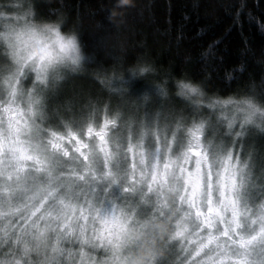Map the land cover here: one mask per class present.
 <instances>
[{"label": "snow or ice", "instance_id": "obj_1", "mask_svg": "<svg viewBox=\"0 0 264 264\" xmlns=\"http://www.w3.org/2000/svg\"><path fill=\"white\" fill-rule=\"evenodd\" d=\"M24 11L15 22L0 11V264H264V167L237 151L257 119L264 128L253 98L180 80L187 112L148 105L168 97L157 85L127 93L145 102L142 115L110 103L53 114L49 73L61 57L35 32L21 55ZM56 44L65 50L59 34Z\"/></svg>", "mask_w": 264, "mask_h": 264}, {"label": "trees", "instance_id": "obj_2", "mask_svg": "<svg viewBox=\"0 0 264 264\" xmlns=\"http://www.w3.org/2000/svg\"><path fill=\"white\" fill-rule=\"evenodd\" d=\"M35 20L62 21L87 55L74 79L79 94L104 93L129 79L165 110L184 109L177 81L198 83L206 95L264 101V0H27ZM212 46L211 48L209 46ZM152 71L132 77V70ZM168 100H167V99ZM159 99V100H158ZM155 103V105H156ZM76 104V102H75Z\"/></svg>", "mask_w": 264, "mask_h": 264}, {"label": "rangeland", "instance_id": "obj_3", "mask_svg": "<svg viewBox=\"0 0 264 264\" xmlns=\"http://www.w3.org/2000/svg\"><path fill=\"white\" fill-rule=\"evenodd\" d=\"M26 1L27 0H0V11H4L10 16L15 15L18 12L28 9ZM2 66L3 60L0 58V68H2ZM81 74H83L82 68L75 72L66 69L60 71L59 76L61 78L52 82L51 88L47 93L48 109L51 113L60 112L64 115H70L73 110L79 112L81 108L88 104L104 105L110 103L113 107H118L125 113H138L142 115L145 102H137L135 99L129 98L127 93L132 91L136 94H143L145 88L135 89L130 83L124 85L120 82L115 89L114 84L110 82L102 87L104 93L98 94L93 90H89L88 92H83L82 96H80L79 89L77 90L79 87L75 84L74 79ZM26 86H31L30 82L26 81ZM162 98L165 100V97ZM146 103L155 107L156 98L154 99V95H150V99ZM210 136L214 138L216 142L223 141L226 144L229 143V137L225 132L219 129H210ZM241 140L243 142V148L241 149L240 145L237 144V151H239L242 156L251 152L256 170L259 171L264 167V133L255 127H250L247 135L241 138ZM69 247H71V245ZM78 259L76 255L71 258L72 262H76ZM170 259L172 264H175V255Z\"/></svg>", "mask_w": 264, "mask_h": 264}, {"label": "clouds", "instance_id": "obj_4", "mask_svg": "<svg viewBox=\"0 0 264 264\" xmlns=\"http://www.w3.org/2000/svg\"><path fill=\"white\" fill-rule=\"evenodd\" d=\"M34 15V11H29L26 9L20 14L22 18L19 19V22L16 25V35L13 38L17 41L21 49V55H26L28 52L32 51L33 47L36 46V37H34L32 34L33 32H35L36 34H38L40 40H42L44 43L50 44L52 49L55 50L61 57V62L57 66V69L49 73V78L52 81L61 78L59 76L61 70L66 69L68 71L75 72L82 68L85 60L87 59V55L81 46L78 34L75 31H62V21H38L35 19H31V17ZM0 16H3V14L0 13ZM13 18L15 22V15H13ZM57 34H59V36L63 38V41L66 44L65 50L63 52L60 51L56 44ZM2 55L3 53L0 52V56ZM143 68L144 66L135 70L137 76H143L144 74L148 73L142 71ZM185 83L189 82L185 81ZM192 87L201 88V85L198 83H192ZM176 94L178 95L179 93L177 92ZM144 95H147V92H145ZM252 102L259 109V113L257 114L259 117L260 113H264V101H257L253 98ZM256 128L260 131H264V128H260L259 126V119H257ZM153 243L158 244L159 241H153Z\"/></svg>", "mask_w": 264, "mask_h": 264}]
</instances>
